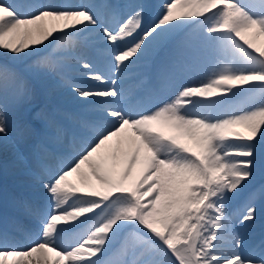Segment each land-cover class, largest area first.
Returning a JSON list of instances; mask_svg holds the SVG:
<instances>
[{
	"label": "snow or ice",
	"instance_id": "1",
	"mask_svg": "<svg viewBox=\"0 0 264 264\" xmlns=\"http://www.w3.org/2000/svg\"><path fill=\"white\" fill-rule=\"evenodd\" d=\"M57 51L84 109L22 122L0 264H264V0H0L4 140Z\"/></svg>",
	"mask_w": 264,
	"mask_h": 264
},
{
	"label": "bare ground",
	"instance_id": "2",
	"mask_svg": "<svg viewBox=\"0 0 264 264\" xmlns=\"http://www.w3.org/2000/svg\"><path fill=\"white\" fill-rule=\"evenodd\" d=\"M46 2L50 3H60L62 0H46ZM76 2H81V0H76ZM159 2V0H158ZM47 43V42H45ZM62 54L65 56V54L62 52ZM70 59V57L68 58ZM71 60V59H70ZM64 68L67 69V72L71 75H65L64 73L57 70V72L62 73L61 75H55L54 81H49L48 84V90L45 93H41L36 101V104L31 108V119H29L28 122L32 125L33 120H43L42 119V113L46 110H58L63 116H67L66 114H71L74 117H77L78 114L74 112L71 108H66L61 106L58 102L60 100V92L62 90V87H64L68 92H72L73 95L69 100H75L78 97L74 94L73 89L70 87V85L74 84H80L83 81V76L80 70H78L75 66H67L65 65ZM58 79H62L64 81L63 84L59 83ZM90 84H95V82H89ZM50 99H49V98ZM70 101H68L69 103ZM77 108H79L81 111L84 109V103L79 105ZM27 113H23L19 116V119H23V117L26 116ZM41 114V115H38ZM10 120L7 119L8 122V134H11V136H8L7 140H4L3 137H0V160H3L5 155L9 153L10 150H12V147L10 145L11 141L18 140V147L17 150L21 151L23 153V157L19 156L18 154H15L18 156L17 161L14 163H9L8 165H0V216L4 214H11L12 212V198L13 197H30L32 195L31 191L26 192V194H23L20 192L19 189H21V184L19 181L13 182V180H18L19 178L23 177L24 175H27V167L34 163L33 156H32V149L31 144L32 141L29 143V141H22L20 138V128L19 130L13 128L12 124L14 122H18L17 116L14 113L8 114ZM25 119V118H24ZM75 119V118H74ZM74 120H69L64 123V125L71 129L73 126ZM33 126V125H32ZM42 131V130H40ZM170 134H175L171 130H166ZM7 134V135H8ZM27 144V145H26ZM16 151H14L15 153ZM25 152V153H24ZM9 154L7 155V157ZM29 156V158L27 157ZM17 162V163H16ZM29 164V165H28ZM22 166V167H19ZM11 168L12 170L7 172L8 168ZM16 169V170H15ZM28 186V184H27ZM264 216V215H263ZM260 221V220H259ZM264 223V221H263ZM262 225V224H260ZM261 227V226H260ZM259 227V228H260ZM258 228V227H257ZM260 233L257 235L256 238H259Z\"/></svg>",
	"mask_w": 264,
	"mask_h": 264
},
{
	"label": "rangeland",
	"instance_id": "3",
	"mask_svg": "<svg viewBox=\"0 0 264 264\" xmlns=\"http://www.w3.org/2000/svg\"><path fill=\"white\" fill-rule=\"evenodd\" d=\"M121 2H123V0H121ZM155 2L158 3V0H155ZM65 56L62 54V52L60 51H57L55 53V55L53 56V60L57 62L58 64V67H57V70H59L60 72L64 73L65 75H71L70 73L67 72V70H64L62 69V66H74V64L72 63V61L68 58H64ZM51 81H54V76L52 77V79H50ZM59 83L63 84L64 81L62 79H58ZM73 95L72 92H68L64 87H62V90L60 92V100H59V104L63 107H66L68 105V101L69 99L71 98V96ZM49 98V97H48ZM50 99V98H49ZM10 113H14L16 116H17V119H18V122H14L12 124L14 130L17 129L19 130V128L21 127V124L24 120H27L29 121V119H31V111L27 112L26 116L23 117V119H19V116L20 113L19 112H14V111H9L8 114ZM63 115V114H61ZM67 116H63L64 118L63 119V123L69 121V120H74V116L71 115V114H66ZM25 118V119H24ZM7 119L10 120L9 118V115H7ZM32 125L33 127H35L37 130H43V120H33L32 121ZM30 123V122H29ZM8 136L10 137L11 134H8ZM29 143L31 142V140H28ZM11 147H12V150L9 151V153H7V155L9 154V156L7 157V155H5L3 158V160H0V165L4 166V165H8L9 163H14L15 161H17L18 159V156H16L15 154H18L19 153V156H22L23 157V153L19 150H17L18 147V140H16V142L13 140L11 141L10 143ZM27 145V144H26ZM14 151H16L14 153ZM25 153V152H24ZM29 158V156H27ZM17 163V162H16ZM29 165V164H28ZM19 167H22V166H19ZM12 168V167H11ZM10 167L7 169V172H9V170L11 171ZM16 170V169H15ZM18 182L21 184V189H19V194L20 192L23 193V194H26V192H30L31 190L29 189V187L27 186V184H29V181H30V177L28 175H24L23 177L19 178L18 180H13V182ZM260 183H264V177L262 176H257L256 178V181L253 182V185L251 187L255 188V187H258ZM244 197H241L239 200H236V201H233L232 203V209H236L240 206V204L242 203ZM259 215H261L262 217H264V212H261L259 213ZM260 220V221H259ZM257 221V226H256V230H255V234H259L260 231H261V225L260 224H264L263 221H264V218L262 219H259ZM258 227V228H257ZM260 227V228H259Z\"/></svg>",
	"mask_w": 264,
	"mask_h": 264
}]
</instances>
